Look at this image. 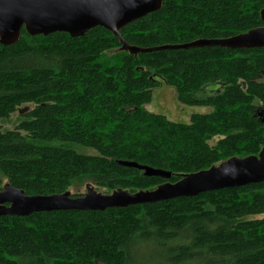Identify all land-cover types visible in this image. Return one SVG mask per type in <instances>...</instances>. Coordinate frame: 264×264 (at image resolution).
<instances>
[{
	"label": "trees",
	"instance_id": "1",
	"mask_svg": "<svg viewBox=\"0 0 264 264\" xmlns=\"http://www.w3.org/2000/svg\"><path fill=\"white\" fill-rule=\"evenodd\" d=\"M263 9L264 0H162L119 34L141 49L226 39L264 27ZM162 85L182 108L210 111L183 124L149 112ZM14 113V127L4 129ZM263 149L264 48L132 55L101 27L77 38L22 28L15 44H0V190L152 191ZM121 162L171 176L147 177ZM0 264H264V183L97 212L0 217Z\"/></svg>",
	"mask_w": 264,
	"mask_h": 264
},
{
	"label": "water",
	"instance_id": "2",
	"mask_svg": "<svg viewBox=\"0 0 264 264\" xmlns=\"http://www.w3.org/2000/svg\"><path fill=\"white\" fill-rule=\"evenodd\" d=\"M162 0H0V44L11 46L20 37L21 29L29 36L65 33L71 38L83 36L101 27L117 37L122 50L132 55L167 50L219 47L231 50L264 48V27L234 37L218 40H197L183 45H164L141 49L127 45L119 31L160 9ZM264 22V9L260 12ZM147 177L170 179V173L153 170L136 163L121 162ZM264 183V149L256 157L232 158L208 170L188 175L180 181L165 183L152 191L129 193L115 191L105 195L93 192L73 197L69 193L49 196H27L21 190L5 186L0 190V217H27L34 213L56 211H104L154 204L177 198Z\"/></svg>",
	"mask_w": 264,
	"mask_h": 264
},
{
	"label": "rangeland",
	"instance_id": "3",
	"mask_svg": "<svg viewBox=\"0 0 264 264\" xmlns=\"http://www.w3.org/2000/svg\"><path fill=\"white\" fill-rule=\"evenodd\" d=\"M164 90L159 89L158 93L154 94L151 103L147 106L148 110H153L155 114H161L165 116L167 119H169L172 122L183 124L188 122L185 118V114H206L210 111L209 108L204 107H185L182 108V106H176L174 101L176 99L175 91L167 86H164ZM165 90L171 91L174 95H171L170 93L165 92ZM179 109H185L184 112H180ZM22 110V109H21ZM18 113H14L10 119L3 124L4 129H11L14 127L15 123L17 122ZM3 188L6 186L5 183H3ZM93 192L105 194L103 190H97V189H91ZM81 193H83V189L80 190ZM72 194H74V191H71Z\"/></svg>",
	"mask_w": 264,
	"mask_h": 264
},
{
	"label": "crops",
	"instance_id": "4",
	"mask_svg": "<svg viewBox=\"0 0 264 264\" xmlns=\"http://www.w3.org/2000/svg\"><path fill=\"white\" fill-rule=\"evenodd\" d=\"M159 89L164 90L163 85H162V86H159L157 89H155V90L153 91L152 98H153L154 94H156V93L159 92V91H158ZM165 92L170 93L171 95H174V94H173L171 91H169V90H168V91L165 90ZM175 95H176V94H175ZM174 103H175L176 106H179L178 103H177V99H175ZM147 110H148V109H147ZM148 111L151 112V113H154V112H152L153 110H148ZM179 111H180V112H184L185 109H182V110L179 109ZM190 116H191V115H189V114H185V118H186L187 120H189Z\"/></svg>",
	"mask_w": 264,
	"mask_h": 264
}]
</instances>
